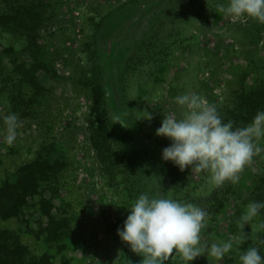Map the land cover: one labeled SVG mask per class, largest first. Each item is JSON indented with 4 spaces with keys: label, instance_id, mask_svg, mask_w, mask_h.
<instances>
[{
    "label": "rangeland",
    "instance_id": "obj_1",
    "mask_svg": "<svg viewBox=\"0 0 264 264\" xmlns=\"http://www.w3.org/2000/svg\"><path fill=\"white\" fill-rule=\"evenodd\" d=\"M14 1L0 0V10ZM24 1L35 3L32 16L23 9L18 28L0 30V114L20 122L8 144L0 118V183L35 158L55 163L50 187H40L45 197L53 191L51 212L63 231L49 240L36 204L22 223L0 219L27 255L46 252L51 264H141L117 228L138 195H157L159 186L208 212L204 241H234L222 261L203 254L190 264H239L250 246L264 255V209L240 220L250 201H264V150L237 183L209 188L202 174L163 161L170 140L155 134L186 90L234 127L264 110V24L225 16L218 5L227 0ZM148 112L150 120L139 119ZM165 264L184 261L174 252Z\"/></svg>",
    "mask_w": 264,
    "mask_h": 264
},
{
    "label": "clouds",
    "instance_id": "obj_2",
    "mask_svg": "<svg viewBox=\"0 0 264 264\" xmlns=\"http://www.w3.org/2000/svg\"><path fill=\"white\" fill-rule=\"evenodd\" d=\"M219 10L232 20L253 19L264 24V0H227ZM178 111H170L161 121L155 134L170 140L162 149L161 159L177 166L180 171L202 174L209 188H219L226 181L239 180L243 169L262 150L264 140V110L257 111L244 127H234L233 121H224L215 104L202 95L186 90L173 98ZM6 126L4 140L11 144L18 135L20 122L17 114H0ZM151 119V113L139 119ZM118 119V118H117ZM144 192L131 204L117 235L130 249L142 256L141 264H165L178 253L184 264L207 254L222 261L234 247V241L203 239L208 212L192 202H181L163 194ZM264 209V201H250L240 217L242 224L252 221ZM243 242L240 237L235 244ZM239 264H264V255L258 247L240 249Z\"/></svg>",
    "mask_w": 264,
    "mask_h": 264
},
{
    "label": "trees",
    "instance_id": "obj_3",
    "mask_svg": "<svg viewBox=\"0 0 264 264\" xmlns=\"http://www.w3.org/2000/svg\"><path fill=\"white\" fill-rule=\"evenodd\" d=\"M14 2L16 4L11 10L7 12L0 10V30L18 28L19 13L23 9L29 11V15L32 16L36 6L33 1L20 3L19 0H15ZM2 56L0 49V82L4 71ZM55 170H57L55 163L51 164L46 159L40 161L35 158L20 165L11 176L5 177L0 183V219L13 217L22 223L26 220V213H31V209L34 210L36 204L39 216L46 219L45 225H41V231L49 240H60L63 236L62 225L58 222L59 218L51 212L54 207L51 201L53 191H49L51 195L45 197L44 188L40 187L42 181L50 187ZM35 196L37 200L33 202ZM25 225L27 226V222ZM27 253V247L14 235V230L0 226V264H51L50 256L46 252L39 256H31Z\"/></svg>",
    "mask_w": 264,
    "mask_h": 264
}]
</instances>
